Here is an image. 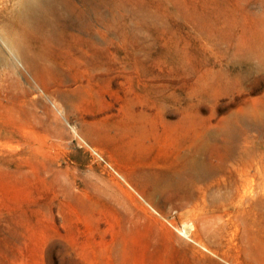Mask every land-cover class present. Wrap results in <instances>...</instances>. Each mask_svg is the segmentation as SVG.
Wrapping results in <instances>:
<instances>
[{
	"label": "rangeland",
	"instance_id": "rangeland-1",
	"mask_svg": "<svg viewBox=\"0 0 264 264\" xmlns=\"http://www.w3.org/2000/svg\"><path fill=\"white\" fill-rule=\"evenodd\" d=\"M18 1L0 0L22 40H0V264H264V0H56L27 25ZM248 121L190 177L205 136Z\"/></svg>",
	"mask_w": 264,
	"mask_h": 264
},
{
	"label": "bare ground",
	"instance_id": "bare-ground-1",
	"mask_svg": "<svg viewBox=\"0 0 264 264\" xmlns=\"http://www.w3.org/2000/svg\"><path fill=\"white\" fill-rule=\"evenodd\" d=\"M55 2L56 0H19V20L21 19L20 21H22L24 25H27L29 22H37L46 15L50 8H54ZM20 39L21 36L12 31H9V34L7 33L0 36L2 43L9 47L19 46L20 41L22 42ZM251 125L252 123L248 121L247 124L243 125L242 131L238 134L216 132L211 136H205V139L202 140L199 146L198 152L187 158L185 162L190 177L197 179H199V177L206 178L214 176L219 172L222 163H214V159H218L219 161H231V159L236 156L239 145L248 139L245 133H243L244 128H248ZM196 138L198 139V136H196ZM208 144L211 146H208ZM245 182H247V180H245ZM175 189L179 194H181V192L188 194L189 192L188 189H185L182 182H178ZM249 194L250 192L246 188L242 200L247 198ZM185 232L188 234L189 229H185Z\"/></svg>",
	"mask_w": 264,
	"mask_h": 264
}]
</instances>
